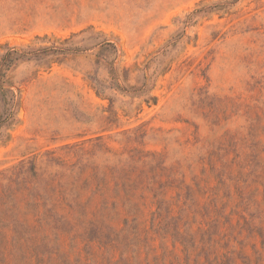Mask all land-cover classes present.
I'll return each mask as SVG.
<instances>
[{"label": "rangeland", "instance_id": "1", "mask_svg": "<svg viewBox=\"0 0 264 264\" xmlns=\"http://www.w3.org/2000/svg\"><path fill=\"white\" fill-rule=\"evenodd\" d=\"M8 48L0 264H264V0H0Z\"/></svg>", "mask_w": 264, "mask_h": 264}, {"label": "trees", "instance_id": "2", "mask_svg": "<svg viewBox=\"0 0 264 264\" xmlns=\"http://www.w3.org/2000/svg\"><path fill=\"white\" fill-rule=\"evenodd\" d=\"M103 45H112V46H115L113 42L107 40V39H104L102 41ZM53 49V48H51ZM55 50H58L60 52H77L79 50V48L77 47H71V46H60V47H56ZM24 54L18 52L17 50H14L13 48H8V51L6 53H4L3 55H1V62H0V76H4L5 74L4 73V70L6 68V65L9 64V62H11L12 60L14 59H17L18 57H21L23 56ZM111 73H113V75L116 73L115 71V68L111 67ZM3 85L1 84V88L2 90H5L6 89L4 87H2ZM17 106V101H13L11 107L12 109L9 110V113L7 115V117L3 120V123L6 122V121H9L8 119L13 116V113H14V107Z\"/></svg>", "mask_w": 264, "mask_h": 264}]
</instances>
